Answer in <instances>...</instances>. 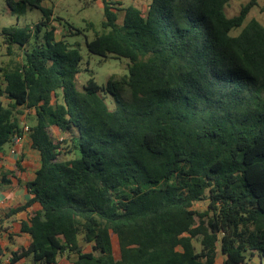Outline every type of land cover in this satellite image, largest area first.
I'll use <instances>...</instances> for the list:
<instances>
[{
    "label": "trees",
    "instance_id": "obj_1",
    "mask_svg": "<svg viewBox=\"0 0 264 264\" xmlns=\"http://www.w3.org/2000/svg\"><path fill=\"white\" fill-rule=\"evenodd\" d=\"M44 1L6 0L43 18L0 26L3 54L22 51L0 66V151L28 134L41 155L30 199L11 210L40 205L22 222L32 240L13 261L216 264L219 252L222 264L263 259L264 24L247 20L259 0L234 15L231 0H151L145 9L96 0L105 19L101 30L88 23L95 32L86 45L128 58V73L82 88L81 51L65 33L56 37L52 20L60 18ZM27 109L34 122L24 121ZM53 125L75 135L79 157L63 158ZM202 201L205 210L193 208Z\"/></svg>",
    "mask_w": 264,
    "mask_h": 264
},
{
    "label": "rangeland",
    "instance_id": "obj_2",
    "mask_svg": "<svg viewBox=\"0 0 264 264\" xmlns=\"http://www.w3.org/2000/svg\"><path fill=\"white\" fill-rule=\"evenodd\" d=\"M123 2L125 6L135 4L145 9L151 0H119ZM249 0H231L227 6L228 15H234L239 12L241 6ZM43 4L50 6L54 9V18L59 17L60 20H52L57 28L56 37L60 39L65 33V39L71 44L79 47L82 54V62L80 64L81 71L78 74V87L82 88L83 85L90 78H94L100 84H106L112 77L118 78L128 73L129 59L126 57H113V56H101L89 51L86 45V38L92 39L94 37L95 28L101 30L104 17V8L101 1L96 0H45ZM123 12H120V21L122 19ZM252 17L260 19L264 24V0H259V4L255 5L247 20ZM43 18V13L38 8L27 7L21 12L10 9L6 0H0V26H8L13 24L20 25H34ZM94 23V29L88 27V23ZM73 26L76 29H81V32H77L76 29L70 28ZM45 30V28H43ZM238 30H233L232 33H236ZM4 47L0 50V66H6L11 63V59L19 61L22 59V51L15 49L16 54L14 56H5ZM1 76V71H0ZM0 77V83H1ZM128 96V93H125ZM107 102L111 107L115 106L112 95L107 94ZM27 120L34 122L35 118L28 116ZM60 136H56L57 140L63 141L61 144L65 148V155L63 158L70 159L73 157H79L80 151L75 150L71 145L76 141L75 135L65 133ZM74 139V140H73ZM7 148V147H6ZM68 148L73 152L67 153ZM206 202H196L193 208L199 211H203L207 208ZM20 239L19 244H21ZM114 248L118 255L117 237L113 235ZM223 255L219 252L216 264H222ZM264 264V257L262 259ZM63 262L67 263L65 260ZM250 263V262H249ZM252 264H260L257 257H254L251 261ZM10 264V263H8ZM245 264V263H240Z\"/></svg>",
    "mask_w": 264,
    "mask_h": 264
},
{
    "label": "crops",
    "instance_id": "obj_3",
    "mask_svg": "<svg viewBox=\"0 0 264 264\" xmlns=\"http://www.w3.org/2000/svg\"><path fill=\"white\" fill-rule=\"evenodd\" d=\"M34 112V109H27L24 121L27 120V115L33 117ZM50 130L54 140H57V135L62 140V135L66 133L55 125L51 126ZM40 165L41 155L31 146L28 134H25L21 140L4 146L0 151V254L3 259L10 260L11 264L28 262L25 258L14 262L12 252L20 246L27 247L30 244L31 234L21 231L22 222L27 221L30 213L39 209L40 205L33 204L13 214L11 210L25 204L30 199L27 183L36 177ZM20 239L23 241L21 244H19ZM257 258L260 263L263 262L262 259ZM59 264L70 263L66 258H62Z\"/></svg>",
    "mask_w": 264,
    "mask_h": 264
},
{
    "label": "built area",
    "instance_id": "obj_4",
    "mask_svg": "<svg viewBox=\"0 0 264 264\" xmlns=\"http://www.w3.org/2000/svg\"><path fill=\"white\" fill-rule=\"evenodd\" d=\"M25 130H28V126H25ZM19 140H21V139H18L17 141H19ZM8 263L11 264L10 260L3 259L1 254H0V264H8Z\"/></svg>",
    "mask_w": 264,
    "mask_h": 264
}]
</instances>
